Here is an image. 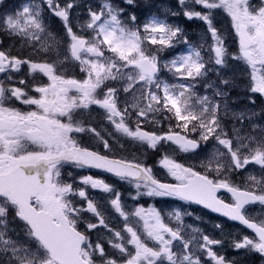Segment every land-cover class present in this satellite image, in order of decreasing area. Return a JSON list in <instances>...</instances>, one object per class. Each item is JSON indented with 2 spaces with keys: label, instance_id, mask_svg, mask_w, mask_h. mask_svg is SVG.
I'll return each instance as SVG.
<instances>
[{
  "label": "snow or ice",
  "instance_id": "6c2138e0",
  "mask_svg": "<svg viewBox=\"0 0 264 264\" xmlns=\"http://www.w3.org/2000/svg\"><path fill=\"white\" fill-rule=\"evenodd\" d=\"M123 3L136 6V0ZM78 7L80 0H28L12 8L0 0V34L22 46L17 51L0 39V264H236L220 251L225 246L264 260V126L253 123L264 107L232 110L236 82L221 74L230 62L242 64L248 104L264 98V0H176L171 16L202 22L198 42L155 16L141 27L135 13L112 0L87 5L83 22L72 18ZM45 13L62 23L64 60L78 62L82 78L41 57L58 43ZM221 13L229 20L227 35L217 24ZM180 45L186 54L163 58ZM212 73L219 83L209 79ZM93 108L107 127L97 129L80 116ZM246 121L259 136L242 134ZM121 138L139 145V155L117 156L125 151ZM150 152L157 156L152 164ZM66 166L115 177L129 185L135 205L99 175L68 172L64 178ZM250 166H259L260 176L249 173L236 184L233 177ZM158 169L170 181L161 180ZM144 197L178 204L144 207ZM102 203L121 218L119 228ZM192 204L238 222L248 234L225 232L217 223V238L186 224L193 214L185 205ZM257 204L261 211L253 215L249 206Z\"/></svg>",
  "mask_w": 264,
  "mask_h": 264
},
{
  "label": "flooded vegetation",
  "instance_id": "af4514ba",
  "mask_svg": "<svg viewBox=\"0 0 264 264\" xmlns=\"http://www.w3.org/2000/svg\"><path fill=\"white\" fill-rule=\"evenodd\" d=\"M24 2H28V0H6V6L8 8H12L14 6H18ZM113 4L116 5L117 7H123L126 11L127 14H130L131 12H136V13H140L142 11L145 10H152V11H163V10H167L169 11V9H176V0H136V6L135 7H130L126 4L123 3V0H112ZM142 16V15H141ZM217 21H220V25H221V29L224 30L225 26H227V24H229V20L228 18L224 15V14H220L217 17ZM45 23L47 25V30L52 33V36L55 38L56 41L58 42H64V38H65V34H64V29L62 26V23L59 20L53 21V20H49V19H45ZM0 39L4 40L5 45H13L15 47V49L18 51V49H21L22 46L20 45V43L16 40V39H11L8 38L6 36H3L2 34H0ZM228 39L230 41H233V39L231 38V36L229 35ZM243 69V65L240 64V70H239V75H243L242 72ZM240 79V78H239ZM236 82V86L240 87V86H245L246 85V78H242L239 81H235ZM202 90H205L203 88V86L201 87ZM239 96H242L243 99H241V102H244L246 105L248 106H252L248 104V100H247V94H246V90L244 89L243 91H238ZM255 106H263L264 107V98L261 97H257L256 99V104ZM252 106V107H255ZM264 118V117H263ZM209 147V146H208ZM142 151V149L138 148V149H133L132 153H136L137 155H139V153ZM118 153L120 154H129L130 149L128 147H125V151H119L117 150ZM149 156H153L155 159H153L154 161H156L157 156L153 153H149ZM178 159L184 160L185 156L184 154H179ZM190 162L193 163H198V161L189 158ZM188 162V161H186ZM257 168H255L254 166H250L248 169V172L243 173V175H237L233 177V180L236 184H243L246 182L247 176L249 173L252 174V171H256ZM157 176L161 179V180H169L170 181V177H166L164 171L162 169H158L157 170ZM109 183H112L115 185V187L121 191L124 195V198L126 200V203L128 205H135V201H132L131 199H128V192H129V185L119 182L117 181L115 178H112L111 180H109L108 178L106 179ZM220 195L222 196V198H224L226 201L230 200V194L221 192ZM139 203H143L145 207L150 206V205H155L157 208H162V209H169L171 207H176L178 202L172 200L171 198H148V197H144L142 198ZM258 205H252L249 206V212L253 215L258 213ZM185 208L187 211L191 212L193 215L191 217H187L185 219V223L186 224H191L194 225L196 227H199L201 229L204 230V232L209 233V229L212 228V230H217L214 225L217 224V221L222 223L224 225V230L228 229V230H236L238 233H245L248 234L247 232H245V230L236 224H232L230 222H224L222 220H220L219 218L211 215L206 209L200 207L199 205H185ZM108 216L111 217V219L109 220V223L111 224L112 227L114 228H119L121 226V218L118 217V214L114 213L113 211H109ZM196 217H200L199 220L196 219ZM217 220V221H216ZM104 230H102L101 232H103ZM219 232V230H217ZM93 238L95 239V235L93 236Z\"/></svg>",
  "mask_w": 264,
  "mask_h": 264
},
{
  "label": "rangeland",
  "instance_id": "374dc122",
  "mask_svg": "<svg viewBox=\"0 0 264 264\" xmlns=\"http://www.w3.org/2000/svg\"><path fill=\"white\" fill-rule=\"evenodd\" d=\"M168 14H169V11H163L162 14H161V12H157V11H148L144 24L147 23V22H149L154 16L156 18H158V19H162V20H165L166 21V19L163 16H168ZM76 15H79V9L78 8H76L74 10V12H73V16L74 17H72V18H73L74 21H75ZM82 19H83V21L86 20L87 19V14H84L83 17H82ZM80 22H82V21L80 20ZM144 24H142L140 26L142 27ZM200 36H201V31L199 32V36H198L197 42L200 40ZM64 51H66V48L64 49ZM187 51H188V47L186 45H180L177 49H169V50L166 51V53H164L162 55H163V58L168 59V58H171L172 56H174L176 54H179V53H185L186 54ZM76 63H78V62L68 60V61H66V66L69 67V66L75 65ZM226 70H227V68H226ZM168 76L170 77V79H168ZM38 77H39V74H38ZM82 77H83V75H82ZM225 77H228V76H225ZM230 77H232V75H230ZM164 78L165 79H168L169 81H171L170 74L165 75ZM199 92L201 94H204L205 93V91L203 93H202V91H199ZM229 96L231 97V94ZM233 99L236 100V98L232 97V98L229 99V101L231 102ZM233 104L234 103H230V105H229V107L232 110L239 111V110L246 109V108H241V107L236 106V105H233ZM81 115L84 116L83 119H86V121H91V123L93 124V126L96 125L95 127H97V129H99V125L97 124L98 121H100L102 127H107L106 122L103 120L100 111L99 110H96L95 108H93L90 111V113H81ZM225 120H226L225 121L226 128L229 129V130H231V126H232L231 118H226ZM237 127H240V125H237ZM256 131H258V130H256ZM254 132L255 131H253L251 129V127L249 126L248 122L246 121L245 122V125L242 128V134L252 133V135H253ZM208 151H211V142L209 144ZM255 168H257V170L256 171L253 170L252 171V174L253 175H256V176H259L260 175L259 166L255 167ZM207 234H210V233H207ZM221 250H223V249H220V251ZM241 250H243V249H241ZM224 254L226 255V253H224ZM244 258L245 259L242 258V259H239L238 261L239 262L246 261L247 263H244V264H253L252 262H253V258L254 257L251 256V253L247 252L246 255L244 256ZM231 259H233V258L231 257ZM262 264H264V262Z\"/></svg>",
  "mask_w": 264,
  "mask_h": 264
}]
</instances>
